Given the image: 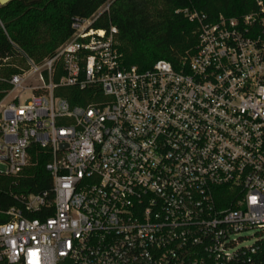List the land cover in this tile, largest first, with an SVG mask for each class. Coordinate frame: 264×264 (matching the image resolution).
Returning a JSON list of instances; mask_svg holds the SVG:
<instances>
[{
    "label": "built area",
    "instance_id": "2783aa9c",
    "mask_svg": "<svg viewBox=\"0 0 264 264\" xmlns=\"http://www.w3.org/2000/svg\"><path fill=\"white\" fill-rule=\"evenodd\" d=\"M187 17L199 39L179 68L125 67L117 29H94L93 17L11 78L0 174L20 175L37 144L54 198L25 197L43 219L10 210L0 264H256V243L235 237L264 231V3L241 18ZM70 87L101 97L73 107L55 95Z\"/></svg>",
    "mask_w": 264,
    "mask_h": 264
},
{
    "label": "trees",
    "instance_id": "16d2710c",
    "mask_svg": "<svg viewBox=\"0 0 264 264\" xmlns=\"http://www.w3.org/2000/svg\"><path fill=\"white\" fill-rule=\"evenodd\" d=\"M264 0H14L0 9V100L11 90L10 80L28 69L27 59L42 65L54 57L57 49L72 35L75 20L96 17L93 28L118 31L117 47L125 67L148 70L164 60L179 68L182 61L196 52L199 25L188 14L204 15L216 22L220 16L241 18L257 10ZM110 3L109 11L101 12ZM63 72L57 71V83ZM55 95L73 107H85L101 97L97 87L79 90L60 88ZM30 165L17 177L0 174V225L10 221L11 209L28 219H43L40 213L25 208V197L48 194L53 200V181L46 171V150L30 147ZM52 212H48L51 216ZM252 255L256 264H264V239L256 242Z\"/></svg>",
    "mask_w": 264,
    "mask_h": 264
},
{
    "label": "rangeland",
    "instance_id": "374dc122",
    "mask_svg": "<svg viewBox=\"0 0 264 264\" xmlns=\"http://www.w3.org/2000/svg\"><path fill=\"white\" fill-rule=\"evenodd\" d=\"M28 98H30V93H26V95L22 97V102ZM0 170H4V166L1 165ZM261 238L264 239V231L257 229L249 230L235 237L237 241H240L238 247H251Z\"/></svg>",
    "mask_w": 264,
    "mask_h": 264
},
{
    "label": "water",
    "instance_id": "95a60500",
    "mask_svg": "<svg viewBox=\"0 0 264 264\" xmlns=\"http://www.w3.org/2000/svg\"><path fill=\"white\" fill-rule=\"evenodd\" d=\"M7 1H8V0H3L1 3H2L3 5H5V4L7 3ZM62 148H65V147H62Z\"/></svg>",
    "mask_w": 264,
    "mask_h": 264
}]
</instances>
